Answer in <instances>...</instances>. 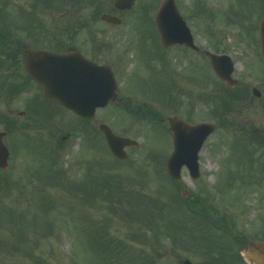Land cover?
Listing matches in <instances>:
<instances>
[{
  "label": "rangeland",
  "instance_id": "rangeland-1",
  "mask_svg": "<svg viewBox=\"0 0 264 264\" xmlns=\"http://www.w3.org/2000/svg\"><path fill=\"white\" fill-rule=\"evenodd\" d=\"M81 1L82 5L76 0H0V28L9 27L14 39L20 40L26 39L23 27L27 20L32 22L27 17L33 14L36 18L39 15L50 32L56 31L55 24L65 32L83 21L89 25L87 19L95 18V37H104L111 46L109 55L99 63L113 69L123 101L130 100L133 109L143 106V111L149 109L160 118L173 114L189 123L214 122L217 130L199 155L200 178L193 182L183 169L179 189L166 174L171 136L156 121L142 120L112 106L98 110L81 136L74 132L84 124L63 110H55L41 128L19 119L18 129H12L5 139L10 151L8 168L0 171V181L10 185L8 193L0 191V264H143L135 256L143 250L154 264H182L187 259L192 264H206L211 256L218 260L222 252L214 242L215 235L221 239L217 230L223 228L239 240L245 236L264 239V139H250V132L264 138V62L258 30L262 10L253 7L259 0H175L187 18L194 44L213 52L210 47L216 42L218 50L235 61L233 78L238 80L239 89L232 93L239 96L236 102L241 107L235 113L214 105L213 98L222 101L230 93L224 96L201 53L177 46L167 55L164 52L165 60L154 56L161 52L156 45L158 34L152 32V37L153 25L145 21L153 23L163 0H143L132 11L120 14L121 26L99 22L101 13L111 12L108 0H93L101 6L99 15L89 0ZM144 6L148 8L143 12ZM18 8L27 20H19ZM202 8L205 13L199 18L208 37L189 18L191 12L201 13ZM236 12L242 15V22H229L227 18ZM65 17L69 20L58 21ZM86 34L88 29L80 32L79 38L88 44ZM91 49L85 50L88 56L93 55ZM178 85L183 87V95L178 94L180 108H174L173 96V102H167L171 93L163 97L161 93L169 89L177 96ZM252 88L260 91L259 99L251 95ZM10 105L0 98L1 113L21 110ZM218 116H225L229 123L239 122L243 129L227 122L221 127ZM97 123H106L116 135L138 143L137 148L126 150L128 161H114L96 131ZM20 127L26 130L22 132ZM66 133L73 134L72 139L59 141ZM44 147L55 148L51 157L56 160L45 159ZM105 180L110 181L108 186ZM184 190L187 203H196V220L182 204ZM157 205L164 210H157ZM174 208L179 209L172 214L170 209ZM99 231L107 238H117L121 249L126 246L124 258L117 260L119 252H110L113 242L109 251L102 246ZM220 246L235 249V243Z\"/></svg>",
  "mask_w": 264,
  "mask_h": 264
},
{
  "label": "water",
  "instance_id": "water-1",
  "mask_svg": "<svg viewBox=\"0 0 264 264\" xmlns=\"http://www.w3.org/2000/svg\"><path fill=\"white\" fill-rule=\"evenodd\" d=\"M134 1L141 0H113L116 9H131ZM170 11H169V7ZM175 10V9H174ZM168 0L161 8L157 17L161 43L167 46L169 43H181L192 46L185 38L184 29L170 23L169 14L175 19L174 12ZM170 12V13H169ZM170 14V17L172 15ZM173 19V17H172ZM102 21L109 24H119V21L107 15L102 16ZM179 23V21L177 20ZM261 30V51L264 60V20ZM25 69L38 83H41L43 93L47 98L62 104L66 109L81 118L91 119L96 109L105 108L117 101V88L112 71L107 66H97L84 59L77 52L66 55H53L42 51H32L29 47H22ZM210 64L218 77L224 81L227 87H233L235 81L231 79L233 64L229 59L221 56H210ZM252 94L256 97L261 95L255 89ZM167 124L168 131L172 133L173 154L167 161V174L172 180L180 179V170L186 165L193 178L198 173V153L205 139L214 132V125L198 124L188 125L170 116L163 120ZM99 130L104 134L106 144L112 155L117 159L126 160L127 154L124 148L136 146L131 140L116 137L106 125H99ZM4 134H0V168L6 169L8 164V151L3 145ZM241 257L247 264H264V242L252 241L248 247L241 251ZM184 264H191L189 260Z\"/></svg>",
  "mask_w": 264,
  "mask_h": 264
},
{
  "label": "flooded vegetation",
  "instance_id": "flooded-vegetation-1",
  "mask_svg": "<svg viewBox=\"0 0 264 264\" xmlns=\"http://www.w3.org/2000/svg\"><path fill=\"white\" fill-rule=\"evenodd\" d=\"M200 15L197 18H194L196 23V27L199 26V29L203 27L202 22L200 21ZM205 21V19L203 20ZM200 22V23H199ZM73 38V45L66 46L64 45V41L69 38L58 37L54 39V47H52V51L56 53H70V51H76L77 48L80 47V41L77 36L71 37ZM212 43V42H211ZM23 42H19L17 40L11 42H1L0 41V66H6L9 68H3L2 73H0V77L4 76L3 72L8 70L7 73L12 74L11 84L14 85V88H7L3 91L5 93H9L10 97L8 98L5 105L11 104L15 106H19L21 110L17 109H9V116L11 117V123L15 125L19 122V119H27L30 123L39 124L44 119L51 116L53 110L58 106L53 101L47 100L43 94L41 93L40 85L35 83L25 72L24 70V62H22V55H19L21 51V46ZM32 49L36 47L38 44H28ZM213 47L217 46L216 42L211 44ZM12 47L13 50L12 56L4 57L2 50L6 47ZM213 47H210L211 50H214ZM38 48V47H37ZM37 50V49H34ZM210 52V50H206ZM215 51V50H214ZM198 52V51H197ZM201 53L204 56V59L207 60L205 51L200 49L197 54ZM14 71V73H12ZM178 93H182V89L180 85H178ZM185 93V92H183ZM24 96L25 100H20L19 97ZM9 108V107H8Z\"/></svg>",
  "mask_w": 264,
  "mask_h": 264
},
{
  "label": "trees",
  "instance_id": "trees-1",
  "mask_svg": "<svg viewBox=\"0 0 264 264\" xmlns=\"http://www.w3.org/2000/svg\"><path fill=\"white\" fill-rule=\"evenodd\" d=\"M77 1V3H80V5H82L83 3H82V1L81 0H76ZM91 2H93V0H89V3L91 4ZM5 39H6V37H4V39H3V41H5ZM228 93H230V92H227V94ZM236 97H239L237 94H234V93H230V97H228V98H225V99H223L222 101H220V103H221V105H222V107H225V108H228L229 106L231 107L232 106V103H233V100L236 98ZM169 102H173V99H171L170 97H169ZM174 103H175V99H174ZM254 136V135H253ZM8 188V182H3V183H0V191L1 190H6ZM157 207H158V210L159 211H162V208L161 207H159L158 205H157ZM200 218V217H199ZM201 219H203V218H201ZM194 220H196V219H194ZM100 230H102V227L101 228H99ZM98 229V230H99ZM213 231V232H215L213 229H210V231ZM224 230V229H223ZM105 231V230H104ZM99 233H100V238L102 239L101 240V242H102V245L104 246V247H106V248H109V244L111 243V242H113L114 243V248L113 249H111V252L112 251H114V250H117V252H119V253H117L118 255H117V258L119 259V258H124V253H125V249H126V246H124V248L123 249H121V242L120 241H118V239L117 238H107L104 234H103V232L102 231H99ZM98 233V234H99ZM207 233V232H206ZM222 234H220V237H221V239H222V241H220L221 239H216L215 241H216V244H217V247H219L221 244L223 245V246H226L227 244L229 245V244H231V245H233L234 243H235V247H240V246H243L244 244H245V242H246V240H244V239H238L237 238V236H235V235H233V236H230V235H227V234H229L230 232H228L227 230L225 231H223V232H221ZM225 233H227V234H225ZM98 236V235H97ZM96 236V237H97ZM108 250V249H107ZM231 250V249H230ZM229 249H227L226 250V248L224 247V251H222L220 254H219V259L218 260H215V259H213V257L214 256H211V261H209V262H207L206 264H232L233 263V261H235L236 263H238V264H244V262H243V260L240 258V257H238V255H237V252H236V250H231L230 251ZM227 251H230L229 253H227ZM128 252V254L130 253V251H127ZM143 252H145L144 250L143 251H141L140 253H135V256L138 258V259H140L141 260V262H143V264H154L155 263V261H153V259L149 256V254H145V253H143ZM138 254H140V255H138ZM115 256V255H114ZM38 264H41V263H38Z\"/></svg>",
  "mask_w": 264,
  "mask_h": 264
}]
</instances>
